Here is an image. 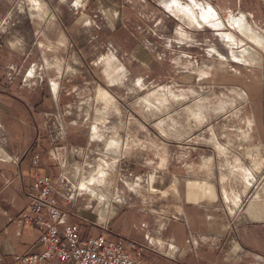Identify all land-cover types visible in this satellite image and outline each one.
<instances>
[{
	"label": "crops",
	"instance_id": "crops-1",
	"mask_svg": "<svg viewBox=\"0 0 264 264\" xmlns=\"http://www.w3.org/2000/svg\"><path fill=\"white\" fill-rule=\"evenodd\" d=\"M47 1L57 8L62 18L72 25L74 22L80 34L84 32L83 38L90 33L83 39L87 45L85 52L92 50L97 54L99 50H106L108 69L116 64L117 74L108 72L104 78L101 76L105 86L119 85L113 78L120 79L121 87L124 81H132V76H135L133 85L138 87L145 86L146 81L162 79L163 55L154 51L157 42L149 35L154 33L153 29L141 25L140 19L143 11H150L151 5L142 0ZM209 1L219 2L230 14L243 10L251 16H264V0ZM12 2L0 0V21ZM26 8V14L13 20L0 51V264H13L27 252L44 249L39 242L40 232L22 220L21 215L30 212L26 191L32 189L36 176L59 174L58 163L53 158L54 148L57 147L59 157L66 159L71 175L76 177L80 168L93 162L102 143V140L98 143L92 140L90 128L83 127L70 128L68 138L58 140L54 114L70 104L65 90L73 83L58 82L59 95L51 88L55 79L33 89L22 85L25 72L38 60V52L45 47H56L53 42L61 45L67 38L59 24L44 30L49 11L32 4ZM78 15L88 17L84 25L90 19L93 24L87 28L82 26L83 17L75 19ZM45 61L49 62L47 58ZM244 109L240 116L251 130L250 144L256 142L258 147L261 142L264 153V121L258 119V114L253 115L252 109ZM202 118L199 124L204 123V115ZM162 122L157 125L166 132L160 127ZM103 138L106 141L104 135ZM164 151L167 148L157 149L154 158L158 162L153 163L154 167L139 161L125 162L121 167L124 174L139 173L144 167L155 170V191L147 200H139L138 208L123 206L102 223L101 203L82 198L71 206L60 200L62 208L70 213L69 221L80 226L82 236L120 239L125 246L134 240L158 247L161 253L149 251L141 255L142 264H251L255 254L264 255V181L247 191L229 190L222 181L218 187L212 181L211 161L205 154L184 155L172 150L165 154ZM180 177L186 179L183 187L176 185ZM232 225L238 228V235L231 232Z\"/></svg>",
	"mask_w": 264,
	"mask_h": 264
},
{
	"label": "rangeland",
	"instance_id": "rangeland-1",
	"mask_svg": "<svg viewBox=\"0 0 264 264\" xmlns=\"http://www.w3.org/2000/svg\"><path fill=\"white\" fill-rule=\"evenodd\" d=\"M38 1L43 10L49 11L43 23L44 30L59 24L61 33L67 38L61 45L53 42L56 47H45L38 52V60L32 64L36 65L35 76L24 81L31 65L22 78V85L33 89L48 84L49 79H55L54 84L50 81L54 86L51 88L58 93V82L73 83L65 90L70 104L60 107V112L56 110L54 122L57 135L60 130L58 118H61L67 126V133L74 127L90 128V138L97 140L96 143L102 140L97 150L101 158L97 160L98 155L92 158L96 170L87 177L88 183L94 187L90 189L91 193L103 205L102 213L112 214L106 219L101 217L102 223L127 204L133 193L136 194L134 205H137L141 196L140 200H147L155 191L157 179L153 163L158 162L154 158L157 149L167 148L165 154H170L171 150L184 155L205 154L211 161L212 181L218 187L222 181L229 190L247 191L257 188L264 181L261 142L258 141V147L256 142L250 144L251 130L245 125L244 117L240 116V111L244 113V108H248L264 121V16H251L243 10L230 14L219 2L209 0H142L152 7L149 12H142L141 25L153 29L154 33L149 35L157 42L154 51L163 55L160 62L164 63V74L160 81H146L142 87L133 85L135 76L130 82L124 81L122 87L119 86L120 79L113 78L119 85L108 88L101 76L104 78L108 72L117 74V67L111 64L108 69L105 63L107 51L99 50L97 54L92 50L85 52L87 45L83 39L90 33L83 38L84 32L80 34L74 22L72 25V22L62 18L50 1ZM171 1L180 3L179 7L173 5L167 8ZM30 4L37 5L29 0H13L0 21L1 44L13 20L26 14V5ZM152 10L155 11L151 14ZM187 10L190 14L194 13L199 21L208 14L223 28L193 26ZM81 17L84 20L82 26L87 28L93 24L90 19V23L84 25L88 17L82 15L75 19ZM234 19L242 20L250 32L261 39V46L233 28ZM71 25L77 31H73L75 29L72 30ZM128 27L130 30L129 24ZM227 33L247 45L238 47L226 42ZM235 56L241 61L235 60ZM78 61L80 64H77ZM140 72L143 73L142 70ZM70 107L73 108L72 114L66 110ZM203 115L205 121L199 124ZM161 121L160 127L166 132L157 125ZM70 122L78 125H71ZM255 147L261 156L257 155ZM132 161L148 162L153 167L149 168L150 171L144 167L139 173L124 174L122 165ZM255 169L259 172L256 173ZM138 178L142 180V186L146 179L149 184L153 183L154 190L142 192L146 188L137 189L140 187L135 184ZM185 180L180 177L176 185H184ZM130 189L135 191L132 193ZM100 193L109 198L105 199ZM121 200L125 203L118 202ZM110 201H114L111 204L114 208H108Z\"/></svg>",
	"mask_w": 264,
	"mask_h": 264
},
{
	"label": "built area",
	"instance_id": "built-area-1",
	"mask_svg": "<svg viewBox=\"0 0 264 264\" xmlns=\"http://www.w3.org/2000/svg\"><path fill=\"white\" fill-rule=\"evenodd\" d=\"M1 49L0 42V51ZM35 69L36 65H32L24 81L33 79ZM66 110L72 114L73 108ZM58 121L60 126L58 135L60 140H65L67 126L61 118H58ZM70 124L78 125L76 122H70ZM96 155H98L97 160L101 158V154L97 151ZM53 158L58 163L59 174L56 177L36 176L32 189L26 191L30 212H24L21 215L22 220L40 232L39 242L44 249L40 252H27L17 258L13 264H52L53 261H58L59 264H142L143 253L149 251L161 253L156 246L134 240H129L125 246L120 239L110 241L104 236L83 237L80 226L69 221L70 213L62 208L60 200L74 206L86 196L93 199L88 186L86 187L83 183H87V177H90L96 169L94 170L93 163L89 162L85 164L84 169L80 168L79 175L75 177L71 175L66 159L59 157L57 147L54 148ZM37 159L35 157L33 160ZM141 182L142 180L138 178L135 183L140 185L137 187L140 191L143 188L146 189L142 192L154 190L153 183L149 184L147 179L144 186ZM140 198L137 205H134L136 194L133 193L128 203L123 206L138 208ZM231 232L238 235V228L232 225ZM251 264H264V255L255 254Z\"/></svg>",
	"mask_w": 264,
	"mask_h": 264
},
{
	"label": "bare ground",
	"instance_id": "bare-ground-1",
	"mask_svg": "<svg viewBox=\"0 0 264 264\" xmlns=\"http://www.w3.org/2000/svg\"><path fill=\"white\" fill-rule=\"evenodd\" d=\"M29 1H31L32 3H37V5H38V7L40 6V3H39V1L38 0H29ZM35 5V4H34ZM176 6L177 5V7H179L178 5H180V3H178V2H170V5H166V7L167 8H170V7H172V6ZM41 7V6H40ZM182 8V7H181ZM186 13H188L189 14V16L192 18L191 19V22H192V24H193V26H196V27H204L205 25H207V26H212L213 28L214 27H219V28H223V26H221V23H218V21L216 22L215 21V19L214 20H212L211 19V17H209V15L208 14H206V15H204L203 16V18L201 19V21H199V19H197V17H195V15H194V13L193 14H190L189 12H188V10L186 11ZM233 21V28H236L240 33H242L243 34V36H245V37H248L249 39L251 38V40H252V42L253 43H255L256 45H258V46H261V39L256 35V34H252L251 32H250V30L247 28V26L244 24V22L242 21V20H232ZM252 36H253V38H252ZM225 40H226V42H230L233 46H238V47H242V46H246L247 44L246 43H244L245 41H243V40H241V39H239V38H237L235 35H233V34H231V33H227V34H225ZM244 50V49H243ZM243 52V51H242ZM235 60H237V61H241L239 58H237L236 56H235V58H234ZM255 63V62H254ZM34 70V68L32 69V71ZM106 94L107 93H105V95L104 96H106ZM104 99V98H103ZM94 181V180H93ZM83 185H85L86 187L88 186V188H89V190L91 189V188H93V185H90L89 183H88V179H87V183H83ZM131 190V192H134L132 189H130ZM90 193H91V190H90ZM92 194V193H91ZM100 194H102L103 196H105V199H108L109 197L107 196V195H104L103 193H100ZM92 196H93V194H92ZM93 199L92 200H94V201H96V202H100V200H99V198H97V196H93L92 197ZM103 199V198H102ZM107 201V200H106ZM113 203H114V201H112ZM112 202L110 201V203L108 202V208L109 209H111V208H114V206L113 205H111L112 204ZM118 202H120V203H125V201L123 200V202H122V200L121 201H118ZM104 213V212H103ZM101 214V217L103 218V219H106V218H108L109 216H111L109 213H108V215H107V213H105V214Z\"/></svg>",
	"mask_w": 264,
	"mask_h": 264
}]
</instances>
